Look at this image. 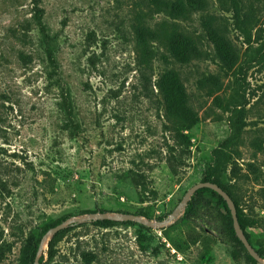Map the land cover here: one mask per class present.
<instances>
[{"label": "rangeland", "instance_id": "1", "mask_svg": "<svg viewBox=\"0 0 264 264\" xmlns=\"http://www.w3.org/2000/svg\"><path fill=\"white\" fill-rule=\"evenodd\" d=\"M189 1L178 20L149 0H0V264H23L30 238L48 264L44 228L58 221L72 230L49 264H247L211 195L183 204L218 152L222 182L260 221L249 242L264 254V0H232V14L218 0ZM234 5L254 15L251 40ZM210 17L234 50L230 70ZM142 24L160 37L148 63ZM174 24L201 42L199 58L168 57L162 43ZM170 70L199 117L180 131L190 146L157 87ZM236 116L242 132L228 146ZM103 214L115 223L90 219Z\"/></svg>", "mask_w": 264, "mask_h": 264}, {"label": "trees", "instance_id": "2", "mask_svg": "<svg viewBox=\"0 0 264 264\" xmlns=\"http://www.w3.org/2000/svg\"><path fill=\"white\" fill-rule=\"evenodd\" d=\"M152 9L156 14L164 13L168 15L171 19L185 20L189 17L188 4L185 0H149ZM222 9L226 12L232 14V0H218ZM194 4L202 6L205 4V0H190ZM205 2V3H204ZM234 3V1H233ZM235 4V3H234ZM234 14L238 30L248 39L251 40V31L254 28V15L251 11L239 14V8L234 5ZM214 19L210 17L207 20L206 26L209 29V34L212 42L216 46L218 57L224 63L229 70L232 69L234 64V50L228 37L226 35V29L223 25L216 27L213 23ZM137 33V42L139 45L140 52L142 53L143 60L148 63L154 58V42H160V37L156 31L152 30L150 27H147L142 24L139 27ZM201 42L188 36L179 30V25L174 24L173 29L165 36L164 43H162L163 48L165 49L168 57L174 62L180 64H186L193 58H199L202 55ZM158 89L165 96L167 115L170 119L172 128L175 132L183 138L188 146H190V140L185 136L180 134V131L191 130L198 122L199 117L196 112L188 105V96L186 89L181 81L180 75L175 70L168 71L157 83ZM233 121V136L231 137L230 143L228 146L232 145V141H236L241 132H242V123L238 116L234 118ZM230 150L231 147H230ZM218 155V156H217ZM215 158L217 163L214 166L209 167L204 174L202 175L201 182H212L218 184L228 195L232 198L236 205L237 216L239 221L240 229L242 230L244 236L248 239L250 238V229L256 227L260 228V221L254 219L244 212V209L241 206L239 199L237 198L235 192L222 182L223 174V162L225 160V155L220 152L216 153ZM236 163H232V166ZM250 168H253L250 165ZM233 170V169H232ZM205 194L211 195L217 202V205L220 209V213L223 218H226L228 225V236L229 238L241 249L244 254L247 264H261V262L256 259L254 256H251L242 242L237 237V233L233 227V219L231 212L228 208L227 202L215 191L209 188H203L198 190L195 193L194 203ZM193 206V203L189 204ZM95 224L101 225H111L114 224L112 219H99L97 221H92ZM131 223V222H129ZM61 223L55 222L50 226H45L44 234L50 232V229H53L60 225ZM72 230V227L58 232L54 235L53 238L48 242V264L52 262L57 254V244L62 240V238ZM42 235V236H43ZM211 236V235H210ZM212 239L211 237H209ZM40 242L34 241L30 238L24 245L23 248V264H35L37 253L40 247ZM256 254L260 259H264V254L256 251ZM43 263V258L40 259V264ZM47 264V263H45Z\"/></svg>", "mask_w": 264, "mask_h": 264}, {"label": "water", "instance_id": "3", "mask_svg": "<svg viewBox=\"0 0 264 264\" xmlns=\"http://www.w3.org/2000/svg\"><path fill=\"white\" fill-rule=\"evenodd\" d=\"M203 188H209L213 191H215L216 193H218L228 204V208L231 212V216H232V219H233V227H234V230L236 231L237 233V237L239 238V240L242 242V244L244 245V247L246 248V250L248 251V253L251 255V256H254L256 259H258L261 264H264V260L260 259L258 257V255L256 254L255 250L253 249V247L251 246L250 242L248 241V239L244 236L242 230L240 229V226H239V221H238V216H237V209H236V205L234 203V201L232 200V198L228 195V193H226L218 184L216 183H212V182H200L196 185H194L190 190L189 192L187 193L186 195V198L183 202V204H186V202L188 201V199H190V197L192 196V194H194L195 192H197L198 190L200 189H203ZM178 214V212H176L174 214V216H176ZM90 219H116L115 217H110L108 215H101L100 217H97V216H91ZM122 219L124 220H131L133 219V217H122ZM86 219H75L76 222H84ZM73 221L71 222H64L60 225H58L57 227L53 228L46 236H45V239H44V243L46 241H50L51 239H49L50 237L53 238L54 235H56L58 232L68 228L70 226V224H72ZM208 234H210L211 236L213 237H216V234L212 231H208ZM41 251V250H40ZM40 253V252H39ZM38 260H39V257L37 255L36 257V260H35V264H38Z\"/></svg>", "mask_w": 264, "mask_h": 264}]
</instances>
